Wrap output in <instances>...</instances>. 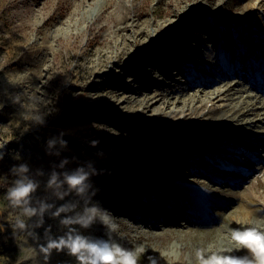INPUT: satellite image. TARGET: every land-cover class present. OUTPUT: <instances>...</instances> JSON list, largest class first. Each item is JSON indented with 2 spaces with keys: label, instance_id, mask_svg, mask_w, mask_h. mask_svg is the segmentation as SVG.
I'll list each match as a JSON object with an SVG mask.
<instances>
[{
  "label": "rangeland",
  "instance_id": "rangeland-1",
  "mask_svg": "<svg viewBox=\"0 0 264 264\" xmlns=\"http://www.w3.org/2000/svg\"><path fill=\"white\" fill-rule=\"evenodd\" d=\"M131 23L146 30L138 44L133 42ZM233 26L239 28L237 39L246 46L253 45L256 39L258 51L254 57L259 60L257 65L249 64L247 52L243 59H234V67L247 65L240 77L236 68L222 69L224 76L235 77L233 82L215 81L213 76L202 81V74L196 73L188 83H183L178 78L185 69L178 75L175 66L163 71L159 50L166 48L171 56L184 61L182 43L202 44V48L210 44L215 57L221 58L230 46L221 44L219 29L230 35L228 30ZM205 36L208 41L202 40ZM230 36L227 41L233 44L236 39ZM123 41L127 46L115 58L117 62L107 60V54L116 52ZM261 49H264L262 0H132L131 7L125 0H0V90L8 88L15 92L24 104L32 97H42L48 106L61 110L48 116L47 127L25 134L30 118L22 119L16 113L18 106H0V145L7 148V155L0 161V225L5 227V231L0 228V264L45 262L26 233L12 236L8 225L19 213L9 205L6 192L14 179L9 173L14 164L28 163L33 170L47 171L52 161L59 162L44 151L47 138L59 130L70 133L65 136L69 151L62 153L70 159L77 158L70 168L93 159L98 168L111 172L92 178L99 189L94 200L115 218L118 227L113 236L124 247L143 244L148 248L146 255L158 257L159 264H169L168 257L159 256L160 251L166 250L176 253L171 264H198L196 252L200 249L245 255L243 250L231 253L226 250L237 247L231 239L234 229L255 228L264 233V141L254 137L241 143L235 139L232 143L240 147L238 151L221 145L222 151L195 147L187 154L188 148L181 147L176 154L170 148L174 143L182 145L180 136L186 131L173 126L166 112L149 110L147 118L140 121L131 118L128 112L113 114L105 103L113 99L114 90L124 77L137 80L142 87L137 99L146 95L147 89L158 86L165 99L175 101L186 90L188 98L199 91L197 86L188 90L189 86L202 81L201 85L210 86L207 91L237 83L235 88L241 92L235 96H253L249 102L255 103L264 95ZM99 59L101 65L97 66ZM188 64L183 63L190 67ZM65 76L71 85L60 89ZM220 97L224 99L218 104L230 101L224 94ZM3 101L0 96V104ZM209 110H213L212 102L199 104L195 113L188 112L180 124L185 125L195 115L208 114ZM194 128L205 137L213 130L211 124L204 125L202 132ZM216 137L226 140L223 135ZM92 140H98L99 146L91 147L88 142ZM100 150L105 153L104 159L95 156ZM200 154L209 163L224 159L236 163V168L226 171L221 179H212V169L195 161ZM164 171L175 181L159 180ZM192 171L199 174L189 175ZM195 179L206 184L205 187L198 184L201 187L190 191L182 188L180 181ZM148 183L151 190L144 194L142 189ZM158 188L163 191L162 196L167 191L173 193L174 201L157 210L161 199H149L154 195L152 190ZM181 190L190 199L179 201L177 194ZM142 199L146 203L134 208L135 202ZM49 223L53 224V232H57L55 222ZM82 231L97 237L105 233L100 224ZM140 264H148L146 257H141Z\"/></svg>",
  "mask_w": 264,
  "mask_h": 264
},
{
  "label": "clouds",
  "instance_id": "clouds-1",
  "mask_svg": "<svg viewBox=\"0 0 264 264\" xmlns=\"http://www.w3.org/2000/svg\"><path fill=\"white\" fill-rule=\"evenodd\" d=\"M125 2L131 7L132 0ZM70 85L69 77L65 76L60 89ZM10 87L14 88L15 85L10 84ZM0 96L4 97L0 106H18L16 113L22 119L30 118L25 134L47 127L48 116L61 111L55 106H48L42 97H32L24 104L19 95L8 88L0 90ZM69 134L65 130H59L58 134L47 138L44 144L45 154L58 158L59 161H52L49 170H33L28 163L14 164L9 169L14 179L7 189L6 199L19 213L8 225L12 236L18 232L26 233L36 243L45 264H48L53 252L64 253L73 258L75 264H140L141 257H146L148 264H159L158 257L146 255L148 248L145 245L137 244L127 248L114 238L113 234L118 227L115 218L99 201L94 200L99 189L92 182L93 177L110 175L111 172L98 168L93 159L70 168L69 165L77 158L62 156V153L69 151V141L65 139ZM88 143L91 147L99 146L98 140ZM6 155V146L0 145V161ZM95 156L104 159L105 153L100 150ZM49 221L55 222L57 232H53V224ZM96 224L104 227L103 237L86 235L82 231L91 229ZM0 228L5 231L3 225ZM247 237L251 238L246 239ZM231 239L237 247L226 251L231 253L243 250L245 255H226L225 250L200 249L196 252L198 264H264V233L255 228H237L232 231ZM159 256L168 257L171 264L176 253L174 250L160 251Z\"/></svg>",
  "mask_w": 264,
  "mask_h": 264
},
{
  "label": "bare ground",
  "instance_id": "bare-ground-1",
  "mask_svg": "<svg viewBox=\"0 0 264 264\" xmlns=\"http://www.w3.org/2000/svg\"><path fill=\"white\" fill-rule=\"evenodd\" d=\"M262 3H264V0H262ZM256 28L257 26H255V29ZM130 29L133 33V42L136 44L140 43V38L143 35H146V30L140 28L138 23H131ZM219 33L221 34V44L227 43L230 46V49L227 52H224L221 58L215 57V55L212 53L210 44L205 45V47L202 48V44L201 46H191L187 43H182L180 45V47L182 48V54L186 56V60L184 61L178 59L177 57L171 56L170 52L166 50V48H163L161 51L159 50L158 56L160 58V64L163 67V71L165 70V68L175 66L178 71L175 72V75H178L182 72V70L185 69L184 71L186 72H182V77L180 79L178 78V80L183 83H188L190 78L193 77L196 73L202 74V81L206 80L208 77L213 76L215 81L228 80L231 83L235 80V77L224 76L221 73L222 69L232 68L233 70V68H236L235 72L237 73V76L240 77L241 71L247 68V65L244 64H239L237 67H234V59H243L244 53L247 52V56L249 55V64H258L259 60L254 57V54L258 51V45L256 46V39H253V45L251 46H246L245 44L240 42L241 40L237 39V36L239 34V28L237 26H233L231 30H228V34H230L231 36L222 34V28L219 29ZM229 36L231 38H235L236 42L234 41L233 44H230L232 43V41H227ZM257 38L258 40H260L259 37ZM202 40L208 41V38L205 36L202 38ZM238 45L239 48L237 47ZM126 46L127 43L123 41V45H119L116 49V52H109L106 56V59L112 61L115 64L117 62L116 59H118L122 55V52H124ZM235 48H237V50ZM263 50L264 49L259 50V53L263 56L261 62H264ZM135 54H137V52ZM185 62H189L188 65H190V67L184 66L183 63ZM96 65H101V59L98 60ZM202 81L199 82V84H191L189 86L188 90H193L196 86L199 87V91L197 93H194L188 98H185V96L188 94L187 90L181 91V94L177 96V99L175 101H170L169 99H165L163 96H161L159 92L160 86L153 89H147L149 90L147 94H144L142 97L137 99L136 96L139 93L138 91L142 87L137 84V80H131L124 77L121 78L120 82H118V87L116 90H114L115 95L113 96V99L107 100L105 105L113 114L124 115L126 114V112H128L131 118L138 119L140 121H144L147 118L146 113L149 110L154 109V111L157 113L166 112L170 120L172 121L173 126L179 127L181 129L184 128L186 131L184 135L180 136L182 145L179 146L174 143L170 148V150L176 152V154H178L177 151L181 147L188 148V150L185 151L187 154L193 152V148L195 147H205L209 150L216 148L218 151H222L221 147L224 146L227 150L229 149L238 151V148L240 147H235L236 145L234 146V144L232 143L235 139H240L241 143L254 137L258 139L257 141H264V139H260V137H258L262 136L264 138V95L262 97H258L257 102L253 103L249 102V98H253V96H248L247 98H243L239 95L235 96L236 93L241 92L240 90H237L235 88L237 83L227 84L223 87H218L217 89L207 91L208 87L210 86L207 87L201 85L203 83ZM202 93L205 94L202 95ZM221 94H224V96H226L230 101L228 103L218 104L219 100L224 99L220 97ZM207 102H212V111L209 110L208 114L195 115L193 119L188 121L185 125L180 124L181 120L186 117L188 112L194 114L197 105H205ZM245 104H247V106H245V109H243ZM251 115L254 116L251 118ZM206 124H211V126L213 127V130L209 132L208 136H200L197 132H195L194 126L196 128H199V132H202L203 127ZM214 128H217L218 131L217 129L214 130ZM216 135L226 136L223 137L224 139H226L225 142L222 141V139H218ZM241 143L239 144L240 146ZM177 156L176 160L180 161V158H178L179 156ZM183 158L186 157L183 156ZM196 158L197 159H195V161L198 162V164H200L201 166H207L209 169H212V173L214 174L212 175V179H221L222 174H224L226 171H231L236 168V163L228 160L220 159L218 163L214 164L209 163L208 160H206L204 154H200ZM165 172L166 171L163 172L159 180L174 182L175 179L172 180V178L170 179L169 177H167L166 174H164ZM197 174L199 173L195 171L189 173V175L191 176H197ZM180 184L182 188L188 189L189 191L193 188L199 187L200 185L198 186V184L203 185V187H205L204 185H206L203 182L201 183L200 181H197L196 179L183 180L180 181ZM148 185L149 183L145 184L144 188L142 189V192L144 194L151 190ZM152 191L154 192V195L151 196L149 201L155 198L161 199L159 200V205L156 206L157 210L165 206V204H170L174 201L173 193L171 192L167 191L166 194L162 196L161 193L163 191H161L159 188ZM177 196L179 201H187L188 199H190L188 193L184 190L178 192ZM144 202L146 203V199L138 200L135 202L133 207L135 208L138 206V204ZM181 215H183L182 212ZM70 262L75 261L73 258L66 256L62 252H53L48 264H67Z\"/></svg>",
  "mask_w": 264,
  "mask_h": 264
},
{
  "label": "snow or ice",
  "instance_id": "snow-or-ice-1",
  "mask_svg": "<svg viewBox=\"0 0 264 264\" xmlns=\"http://www.w3.org/2000/svg\"><path fill=\"white\" fill-rule=\"evenodd\" d=\"M251 237H247L246 239H250Z\"/></svg>",
  "mask_w": 264,
  "mask_h": 264
}]
</instances>
